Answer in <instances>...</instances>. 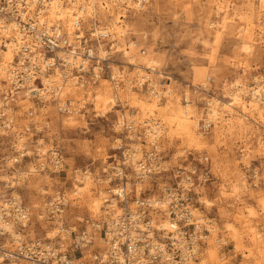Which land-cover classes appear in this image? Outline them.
<instances>
[{"label":"clouds","instance_id":"clouds-1","mask_svg":"<svg viewBox=\"0 0 264 264\" xmlns=\"http://www.w3.org/2000/svg\"><path fill=\"white\" fill-rule=\"evenodd\" d=\"M260 52L264 0H0V264H264Z\"/></svg>","mask_w":264,"mask_h":264},{"label":"rangeland","instance_id":"rangeland-1","mask_svg":"<svg viewBox=\"0 0 264 264\" xmlns=\"http://www.w3.org/2000/svg\"><path fill=\"white\" fill-rule=\"evenodd\" d=\"M221 2H223V0H221ZM232 2L233 3H236V0H232ZM237 6H239V5H237ZM210 10L213 11V12H218L219 11V9H216L214 7L211 8ZM229 12H231V7L229 8ZM223 16H224V14L221 13L219 17L213 16L212 19H213L214 22H217V21L218 22H223ZM227 39H234V38H229V37H225V36H221L220 37V39H219V45H220V52H219V54H224V52H225V50H224V44H225V40H227ZM215 42H216V36L214 35L212 37V40L210 41V43H215ZM200 47L202 48L203 46L201 45ZM229 59H232V57H229ZM257 59L262 64H264V52L257 53ZM204 66L207 67V62H205ZM241 71H243V69H241ZM217 211H219V210L217 209ZM237 222H239L238 219H237ZM235 247H236L235 246V242H233L232 245H229L228 246L229 250H234ZM238 259H241L242 260V259H244V257L243 256H240V257H238Z\"/></svg>","mask_w":264,"mask_h":264},{"label":"built area","instance_id":"built-area-1","mask_svg":"<svg viewBox=\"0 0 264 264\" xmlns=\"http://www.w3.org/2000/svg\"><path fill=\"white\" fill-rule=\"evenodd\" d=\"M122 19H123V17H122ZM34 83H35V85H36L37 87H40V88L43 87L42 81H40L39 79H37ZM191 227L194 229V225L191 226Z\"/></svg>","mask_w":264,"mask_h":264}]
</instances>
